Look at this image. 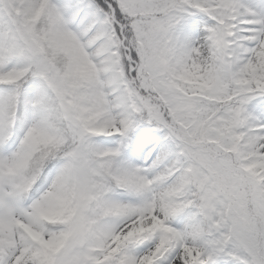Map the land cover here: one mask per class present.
I'll return each mask as SVG.
<instances>
[{"label": "snow or ice", "instance_id": "obj_1", "mask_svg": "<svg viewBox=\"0 0 264 264\" xmlns=\"http://www.w3.org/2000/svg\"><path fill=\"white\" fill-rule=\"evenodd\" d=\"M0 264H264V0H0Z\"/></svg>", "mask_w": 264, "mask_h": 264}]
</instances>
